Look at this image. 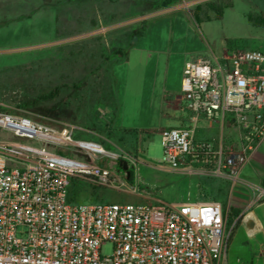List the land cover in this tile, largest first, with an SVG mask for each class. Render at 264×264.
<instances>
[{
    "label": "rangeland",
    "instance_id": "rangeland-1",
    "mask_svg": "<svg viewBox=\"0 0 264 264\" xmlns=\"http://www.w3.org/2000/svg\"><path fill=\"white\" fill-rule=\"evenodd\" d=\"M147 29L169 37L172 33L169 40L176 55L185 42L194 47L197 53L186 62L209 57L210 48L264 52V0H0V115L18 114L57 130L75 128L71 144L48 150L110 172L108 185L77 178L79 201L181 204L208 193L226 205L222 181L202 182L198 175L180 176L159 164L161 131L176 128L175 117L183 112H165L161 131L135 133L115 127L116 68L135 36ZM228 41L233 42L231 48ZM23 102L30 106L22 107ZM125 119L128 126L143 127L144 119L135 118L134 112H127ZM0 141L37 146L18 141L2 128ZM77 142L96 144L105 153L88 152ZM120 161L126 162V170ZM127 172L133 174L129 184ZM248 216L258 232L262 230L253 212L239 216L229 255L234 264H264L244 234L242 221ZM111 252L109 244L101 249L103 255Z\"/></svg>",
    "mask_w": 264,
    "mask_h": 264
},
{
    "label": "built area",
    "instance_id": "built-area-1",
    "mask_svg": "<svg viewBox=\"0 0 264 264\" xmlns=\"http://www.w3.org/2000/svg\"><path fill=\"white\" fill-rule=\"evenodd\" d=\"M179 101L192 125L161 131L159 164L252 188L239 173L264 137V52L235 49L185 62ZM3 119L0 128L37 146L0 141V264H232L233 225L226 227L220 203L71 201L73 178L108 185L110 176L96 165H66L67 158L48 150L71 144L75 128L57 130L18 114ZM200 120L230 125L245 145L235 150L222 137L217 145L196 139ZM257 190L256 203L264 198ZM107 244L112 252L103 255Z\"/></svg>",
    "mask_w": 264,
    "mask_h": 264
},
{
    "label": "crops",
    "instance_id": "crops-1",
    "mask_svg": "<svg viewBox=\"0 0 264 264\" xmlns=\"http://www.w3.org/2000/svg\"><path fill=\"white\" fill-rule=\"evenodd\" d=\"M170 35L172 37V33ZM181 35L183 33H180ZM171 37L167 33L147 29L137 34L128 45L124 60L116 68L115 85L118 92L115 111L116 128L135 133L139 129L142 131H161L164 128H161V124H159L160 117L170 110L183 112L179 118L175 117L176 128H188L192 125L188 114L180 106L179 98L184 63L186 58L196 54L197 50L185 42L182 52L176 55L173 50V42L169 40ZM218 50L215 51L210 48L209 57L206 58L219 56L226 51L223 48ZM125 102L128 106L125 105ZM131 103L137 105L130 107L129 104ZM130 111L134 112L135 118L144 119L142 128L140 124L137 127L125 124V114ZM151 120H154L153 124L150 123ZM200 123H207L208 127L204 128ZM214 125L217 127L212 128ZM195 136L196 139L207 140L214 145H217L220 137H222L221 142L224 147L235 150L245 145V142L238 139V134L230 125L226 124L221 127L219 123H209L206 120H200L197 123ZM256 141L254 148L248 151L245 163L239 173V179L250 184L252 188L238 183L222 182L227 189L226 207L239 210V216L245 217L247 213L253 212L258 218L262 227L261 231L258 232L257 226H254L249 216L242 221V226L245 228L246 238L253 245L252 249L256 257H264V198L256 203L260 196L257 189H264V185H262L264 183V137L258 138ZM166 171L170 172L167 169ZM198 176L201 177L199 181L202 182L214 180L211 177ZM202 197L201 200L184 203L218 202L214 201L208 193H204ZM218 203L222 204L221 202ZM246 233L252 237H248ZM233 235H231V241L228 245V258L232 264L234 263L230 258L229 250L231 251L233 247Z\"/></svg>",
    "mask_w": 264,
    "mask_h": 264
},
{
    "label": "trees",
    "instance_id": "trees-1",
    "mask_svg": "<svg viewBox=\"0 0 264 264\" xmlns=\"http://www.w3.org/2000/svg\"><path fill=\"white\" fill-rule=\"evenodd\" d=\"M216 13L219 15L221 12L217 10ZM227 43L229 44L228 47L231 48L232 45H233L232 44L233 42L232 41H228ZM42 98L44 99V97H42ZM28 106H30L29 103H27V102H23L22 103V107H28ZM39 111L44 113V114L48 112L45 109L44 110L40 109ZM49 113H51L50 115H53V112L49 111ZM132 177H133L132 172H129L128 176L126 175V180H128L127 181L128 184L131 182ZM76 185H77V178H73L71 180V184H70V200L71 201H76L77 197H78L77 189H75ZM262 185H264V183H262ZM221 205H222V207H223V209H224V211L226 213V227L229 228V227H231L233 225V227H232V235H233L236 232V230H237V228L239 227V224H240V222H239L240 219H238L240 211L235 209V208H233V207H226L225 204H221ZM230 239H231V237H230ZM230 239L228 241V245H229V243L231 241Z\"/></svg>",
    "mask_w": 264,
    "mask_h": 264
},
{
    "label": "water",
    "instance_id": "water-1",
    "mask_svg": "<svg viewBox=\"0 0 264 264\" xmlns=\"http://www.w3.org/2000/svg\"><path fill=\"white\" fill-rule=\"evenodd\" d=\"M79 146H81V148H89L91 151H93V149L90 148L91 143L88 142H78ZM66 165L69 166H75V165H79L78 162L74 161V160H70V159H66ZM120 163L123 165V169L126 170V162L124 161H120ZM129 175V172H127V176Z\"/></svg>",
    "mask_w": 264,
    "mask_h": 264
},
{
    "label": "bare ground",
    "instance_id": "bare-ground-1",
    "mask_svg": "<svg viewBox=\"0 0 264 264\" xmlns=\"http://www.w3.org/2000/svg\"><path fill=\"white\" fill-rule=\"evenodd\" d=\"M0 125L1 126L2 125H5L6 126V121L4 119L3 120H0ZM77 144L79 146V143H77ZM79 147H81V146H79ZM90 148L93 149V151H91L89 148H83V149L86 150V151H89V152H95V153H99V154L105 153L104 150L100 146H98V145L91 144L90 145Z\"/></svg>",
    "mask_w": 264,
    "mask_h": 264
}]
</instances>
